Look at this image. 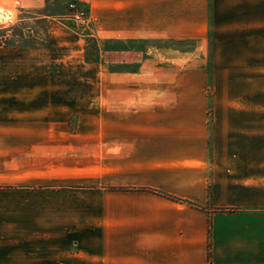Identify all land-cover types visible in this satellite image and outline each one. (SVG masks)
I'll return each mask as SVG.
<instances>
[{
    "label": "crops",
    "instance_id": "crops-1",
    "mask_svg": "<svg viewBox=\"0 0 264 264\" xmlns=\"http://www.w3.org/2000/svg\"><path fill=\"white\" fill-rule=\"evenodd\" d=\"M84 4L95 89L36 90L35 47L0 46L2 258L264 264V0Z\"/></svg>",
    "mask_w": 264,
    "mask_h": 264
},
{
    "label": "rangeland",
    "instance_id": "rangeland-1",
    "mask_svg": "<svg viewBox=\"0 0 264 264\" xmlns=\"http://www.w3.org/2000/svg\"><path fill=\"white\" fill-rule=\"evenodd\" d=\"M72 2L82 5L80 9L87 21L86 0H0V46L35 47L36 90L95 89L90 79L98 73L97 65L108 61L106 54L99 56L95 50L86 21L80 26L69 19L68 5ZM250 85L243 89L253 87L260 92V102L264 105V71ZM4 89H13L10 80H5ZM13 200L12 190L0 186V203L10 205ZM17 245L1 244L9 248V256L21 254L22 249H17ZM2 254L0 249V264H28L18 258L4 259Z\"/></svg>",
    "mask_w": 264,
    "mask_h": 264
},
{
    "label": "built area",
    "instance_id": "built-area-1",
    "mask_svg": "<svg viewBox=\"0 0 264 264\" xmlns=\"http://www.w3.org/2000/svg\"><path fill=\"white\" fill-rule=\"evenodd\" d=\"M69 9V19L80 26H83L86 21L85 13L78 7L77 2H72L68 5Z\"/></svg>",
    "mask_w": 264,
    "mask_h": 264
},
{
    "label": "trees",
    "instance_id": "trees-1",
    "mask_svg": "<svg viewBox=\"0 0 264 264\" xmlns=\"http://www.w3.org/2000/svg\"><path fill=\"white\" fill-rule=\"evenodd\" d=\"M77 4H78V3H77ZM78 7H79V8H81V7H82V5L79 3V4H78Z\"/></svg>",
    "mask_w": 264,
    "mask_h": 264
}]
</instances>
